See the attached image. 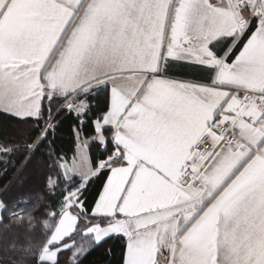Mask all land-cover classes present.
I'll return each instance as SVG.
<instances>
[{
    "label": "snow or ice",
    "instance_id": "1",
    "mask_svg": "<svg viewBox=\"0 0 264 264\" xmlns=\"http://www.w3.org/2000/svg\"><path fill=\"white\" fill-rule=\"evenodd\" d=\"M0 117V264H264V0H0Z\"/></svg>",
    "mask_w": 264,
    "mask_h": 264
},
{
    "label": "trees",
    "instance_id": "2",
    "mask_svg": "<svg viewBox=\"0 0 264 264\" xmlns=\"http://www.w3.org/2000/svg\"><path fill=\"white\" fill-rule=\"evenodd\" d=\"M0 123H3V118L0 117ZM72 123L70 120H65L64 123L57 130V135L60 137L57 139L56 143L58 148H63L65 151H68L69 156L72 155V151L75 148L73 144V134L71 131ZM95 150L93 149V155H95ZM109 244L115 249V253L119 255V245L116 241H110ZM115 264V261H114Z\"/></svg>",
    "mask_w": 264,
    "mask_h": 264
}]
</instances>
